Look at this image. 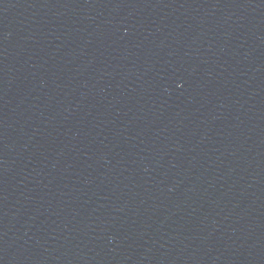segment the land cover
<instances>
[{"label": "water", "instance_id": "95a60500", "mask_svg": "<svg viewBox=\"0 0 264 264\" xmlns=\"http://www.w3.org/2000/svg\"><path fill=\"white\" fill-rule=\"evenodd\" d=\"M0 264H264V0H0Z\"/></svg>", "mask_w": 264, "mask_h": 264}]
</instances>
